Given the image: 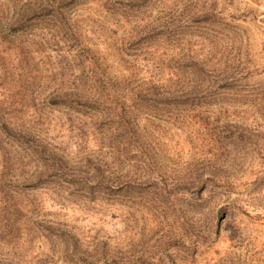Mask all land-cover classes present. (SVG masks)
I'll return each instance as SVG.
<instances>
[{"label":"rangeland","instance_id":"374dc122","mask_svg":"<svg viewBox=\"0 0 264 264\" xmlns=\"http://www.w3.org/2000/svg\"><path fill=\"white\" fill-rule=\"evenodd\" d=\"M0 264H264V0H0Z\"/></svg>","mask_w":264,"mask_h":264},{"label":"trees","instance_id":"16d2710c","mask_svg":"<svg viewBox=\"0 0 264 264\" xmlns=\"http://www.w3.org/2000/svg\"><path fill=\"white\" fill-rule=\"evenodd\" d=\"M4 129H5V131H7V129H8L7 124H4ZM11 131H12V129H11ZM7 132H8V131H7Z\"/></svg>","mask_w":264,"mask_h":264}]
</instances>
